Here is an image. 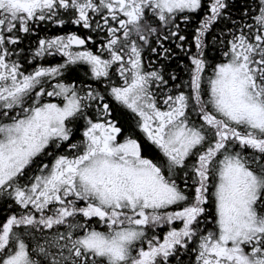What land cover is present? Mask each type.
Wrapping results in <instances>:
<instances>
[{
    "label": "snow or ice",
    "instance_id": "obj_1",
    "mask_svg": "<svg viewBox=\"0 0 264 264\" xmlns=\"http://www.w3.org/2000/svg\"><path fill=\"white\" fill-rule=\"evenodd\" d=\"M0 264H264V0H0Z\"/></svg>",
    "mask_w": 264,
    "mask_h": 264
},
{
    "label": "trees",
    "instance_id": "obj_2",
    "mask_svg": "<svg viewBox=\"0 0 264 264\" xmlns=\"http://www.w3.org/2000/svg\"><path fill=\"white\" fill-rule=\"evenodd\" d=\"M173 68H175V65H173Z\"/></svg>",
    "mask_w": 264,
    "mask_h": 264
}]
</instances>
